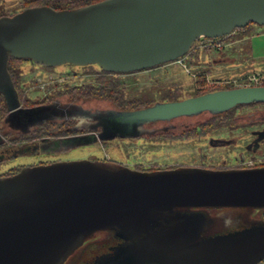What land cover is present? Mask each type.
Wrapping results in <instances>:
<instances>
[{"label": "water", "instance_id": "1", "mask_svg": "<svg viewBox=\"0 0 264 264\" xmlns=\"http://www.w3.org/2000/svg\"><path fill=\"white\" fill-rule=\"evenodd\" d=\"M250 24L264 26V0H100L72 10L28 8L0 17V96L10 115L20 112L9 59L135 73L176 62L201 37L223 38ZM256 103L264 104V86L101 113L134 137L157 123ZM225 210L264 211V166L147 172L89 158L23 167L0 178V264L264 263V223L237 218L231 224ZM220 220L227 227L214 231ZM102 232L117 243L71 260Z\"/></svg>", "mask_w": 264, "mask_h": 264}, {"label": "rangeland", "instance_id": "2", "mask_svg": "<svg viewBox=\"0 0 264 264\" xmlns=\"http://www.w3.org/2000/svg\"><path fill=\"white\" fill-rule=\"evenodd\" d=\"M19 0H0V7L3 10H17ZM236 31V30H235ZM224 40L229 43L221 51H198L192 57L184 56V64L188 72L177 64V62L160 65L156 68L146 71H139L123 76H118L120 83L119 89L126 99H142L161 101L167 96H176L179 99L192 97L196 91H205L215 88H238L247 86L246 77L264 70V26L251 25L248 29L235 32ZM195 52V50H192ZM37 65L24 62L21 65V72L33 71ZM93 71H97L93 69ZM55 78L54 92L46 96L43 91L44 85H31V91L26 95L32 99L33 103L42 100L51 99L56 95V91L61 92L64 88V82L69 81L72 84L81 83L84 80H90V72L86 68L72 67L63 65L55 67L52 71ZM42 73L35 71L29 77H22L21 82L36 81ZM207 81L213 84H207ZM30 83V82H29ZM42 87V88H41ZM57 88V89H56ZM41 90V91H40ZM124 91V92H123ZM85 106L88 108H98L100 110L114 107L107 100H98ZM239 107L238 110L228 118H232L229 125L238 129L219 130L209 132L207 135L194 137L192 140L168 139L165 141L156 138H148V131L158 132L164 129L170 130L178 136V132L191 127L196 122L205 121L208 115H201L196 118H179L171 122L157 123L144 128L147 133H143L138 138L115 139L109 142L94 144L84 143L76 145L72 149L57 153H39L34 155H17L0 165V171H5L16 166L28 167L39 163H48L56 161H77L93 158L101 161H114L122 166L133 169L140 164L144 168H179V167H197L207 169H229L234 168L240 153L231 151L233 148H216L208 145L209 137H233L235 139H250L251 130L260 128L261 125L250 126L247 123L255 119L264 118V104H254L252 107ZM238 117V118H236ZM145 131V132H146ZM177 133V134H176ZM191 136V135H190ZM176 138V137H174ZM178 139V138H177ZM180 139V138H179ZM75 143H71L74 145ZM235 150V149H233ZM247 158L245 163L252 161L257 166L264 165V148L258 154H244ZM235 162V163H233ZM238 163V162H237ZM237 166V165H236ZM235 166V167H236ZM239 168H246L240 166ZM89 257L85 255V259ZM87 260L86 262H88ZM86 262L84 264H86ZM262 264V263H260Z\"/></svg>", "mask_w": 264, "mask_h": 264}, {"label": "flooded vegetation", "instance_id": "3", "mask_svg": "<svg viewBox=\"0 0 264 264\" xmlns=\"http://www.w3.org/2000/svg\"><path fill=\"white\" fill-rule=\"evenodd\" d=\"M37 66L33 67V71H24V74L21 72V77H29L39 70L42 76H39L36 81L26 82L25 80L19 85H15L12 81L18 95L20 112L12 115L7 112L5 119L0 122V165L10 158L17 157V155H34L41 152L57 153L84 143L99 144L115 139L123 140L131 135V128L128 126L119 125L118 122L110 123L109 119L102 116L101 112L106 113L116 110L113 107L102 110L85 107L91 102H98L94 98L84 99L78 95L79 90H76L77 87L91 84L87 80L78 84H72L64 80L59 81V83L64 82L65 84L61 92L56 91V95L51 99L33 103L32 99L26 95L27 91H31L30 86L32 84L34 86L43 84V91L46 96L54 92L52 90L54 88H50V85L55 82L52 75L55 67ZM57 83L54 86L61 85ZM247 125L252 127L261 125L260 128L250 131V139L218 136L209 137L207 140L208 145L211 147L233 148L235 150L232 149V152L240 153L236 161L237 166L234 165L236 169L243 166L247 158L244 154H258L264 148V118H257L247 123ZM73 142L75 144L71 145ZM262 166L264 165L254 167ZM20 167L16 166L14 168ZM14 168L0 171V176Z\"/></svg>", "mask_w": 264, "mask_h": 264}, {"label": "trees", "instance_id": "4", "mask_svg": "<svg viewBox=\"0 0 264 264\" xmlns=\"http://www.w3.org/2000/svg\"><path fill=\"white\" fill-rule=\"evenodd\" d=\"M98 1L100 0H19L17 2V10H14V11L6 10L5 11L0 7V17L12 16L25 9L39 7V6L51 7L52 9L57 10V11L72 10V9L84 7L86 5H89L91 3H95ZM251 25L253 24L248 25L244 29L236 30L235 32L238 33L240 31H244L248 29ZM192 50L193 49L191 48L188 55L193 53L192 57H194L196 55V51L193 52ZM24 62L25 61H17L15 59H9L8 61V72L11 77V80L15 83V85L17 84L19 85V83H21V78H22L21 77V65ZM29 63L33 64L32 62H29ZM68 66H71V65H68ZM82 68H86V71L91 70L90 80H88L91 82V84L89 83L87 85H82L80 87H77L76 90H79L78 95L84 99L94 98L98 100H107L113 104L114 106L113 108L116 110L133 111V110H138V109H142L145 107H149L155 103L174 102V101L183 100V99H179L176 96H171V95L163 98L161 101H156V100H144L143 101L142 99H126L124 95H122L121 89H119L120 83L117 80V77L127 75V74H113V73L103 72L97 66H87V67H82ZM93 69H96L97 71H93ZM147 70H151V69H147ZM143 71H146V70H143ZM128 74H131V73H128ZM226 89H232V88L229 87ZM216 90H222V88L209 89L205 91H196L191 96L196 97V96H199V95H202L208 92L216 91ZM253 105L254 104L239 105L235 107L234 109L222 115H217V116H211L207 113H204L202 115H208V119H206L205 121L196 122L191 127L186 126L185 129L179 131L178 134L176 133L178 136L174 135L175 133L170 132V130L164 129L162 131L149 133L148 138H156V139H161V140L165 139V141H171L168 139L192 140L194 137H198L201 135L205 136L209 132L227 130V128L229 130H233L235 128L237 129V127L229 125V122L232 118H228V117L233 115L238 110L239 107L245 108L246 106L252 107ZM28 106H30V104H28ZM6 113H7V110L3 103L2 97L0 96V122H2V120L5 119ZM196 117H193V118H196ZM187 119H190V118H187ZM138 137L139 136L127 137L126 139H132V138H138ZM101 162L107 163V164L121 165L120 163H117L114 161L101 160ZM48 163H39V164H48ZM140 166L141 165L138 164L133 169L138 170V171H147V172L170 170V169L157 168V167L144 168ZM21 168L23 167L14 168L13 170L5 173L3 176H0V178L12 176L16 174L17 172H19ZM176 168L177 167L171 168V169H176ZM210 212L212 213L213 211H210ZM222 215L230 219L231 224L237 221V218L243 219L245 222H248L251 220H259L264 223V211L251 212L249 210H236V211L225 210L223 211ZM214 227H215L214 231H217V230L220 231V230L225 229L227 226L223 223V220H220L215 224ZM116 243H117V240L112 237L111 233H104V232L98 233L90 241H87L84 244V246L80 248L71 257V260H73L74 262V260L78 259L81 256H84L85 254H88V255L90 254L89 256H91V258L93 255H100L106 251L107 247H111L115 245Z\"/></svg>", "mask_w": 264, "mask_h": 264}, {"label": "built area", "instance_id": "5", "mask_svg": "<svg viewBox=\"0 0 264 264\" xmlns=\"http://www.w3.org/2000/svg\"><path fill=\"white\" fill-rule=\"evenodd\" d=\"M233 33L234 32H232L230 35H233ZM229 36H226L223 38H216V39H209V38L201 37L194 43L192 49H194L196 52L210 51V50L221 51L229 45V43H224V40L228 38ZM177 64H179L183 68L184 71L188 72V68L184 64V58L179 59L177 61ZM244 80L246 81L247 86H264V70L258 73H254L246 77ZM208 84H213V83L210 81H207L206 86ZM243 166H245L246 168H251V167H254V164L252 163V161L251 162L248 161V163L244 162Z\"/></svg>", "mask_w": 264, "mask_h": 264}, {"label": "crops", "instance_id": "6", "mask_svg": "<svg viewBox=\"0 0 264 264\" xmlns=\"http://www.w3.org/2000/svg\"><path fill=\"white\" fill-rule=\"evenodd\" d=\"M1 4L3 5V2H2ZM1 4H0V5H1ZM260 71H261V70H260ZM262 264H264V263H262Z\"/></svg>", "mask_w": 264, "mask_h": 264}, {"label": "bare ground", "instance_id": "7", "mask_svg": "<svg viewBox=\"0 0 264 264\" xmlns=\"http://www.w3.org/2000/svg\"><path fill=\"white\" fill-rule=\"evenodd\" d=\"M183 58H184V57H183ZM181 59H182V58H181ZM177 61H178V60H177ZM177 61H176V62H177Z\"/></svg>", "mask_w": 264, "mask_h": 264}]
</instances>
